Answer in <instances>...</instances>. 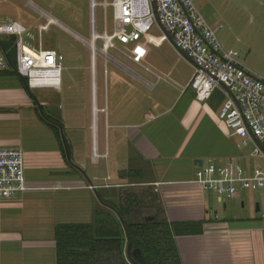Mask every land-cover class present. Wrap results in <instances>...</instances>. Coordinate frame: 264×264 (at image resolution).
Returning a JSON list of instances; mask_svg holds the SVG:
<instances>
[{"label":"crops","instance_id":"obj_1","mask_svg":"<svg viewBox=\"0 0 264 264\" xmlns=\"http://www.w3.org/2000/svg\"><path fill=\"white\" fill-rule=\"evenodd\" d=\"M109 50L102 49V75L97 59L94 70L90 65V98L69 114L51 96L56 88L30 89L32 99L20 77L0 74V147L23 151L28 186L24 193L0 198V264H56L55 225L91 222L102 208L97 190L112 187L119 190L118 199L137 196L136 220L152 216L157 202L168 222H203L202 233L175 237L181 264H264V213L236 215L234 205L245 204L240 192L220 203L217 194L194 181L200 166L239 154L241 140L217 117L221 93L198 101L189 87V65L186 79H179L177 67L165 68L149 52L141 64L121 56L139 68L135 73ZM161 72L173 77L170 85H161ZM110 73L116 78L112 83ZM41 109L52 118L60 112L70 147L67 160ZM128 169L136 172L134 179H120L119 171Z\"/></svg>","mask_w":264,"mask_h":264},{"label":"built area","instance_id":"obj_2","mask_svg":"<svg viewBox=\"0 0 264 264\" xmlns=\"http://www.w3.org/2000/svg\"><path fill=\"white\" fill-rule=\"evenodd\" d=\"M112 7V31L106 24L97 33L96 0H89V30L87 41L90 65L96 66L97 41L101 49H116L131 61L141 64L144 56L134 57L119 47L145 38L155 27L177 55L192 69L189 87L198 101H206L214 91L223 96L218 119L228 134L237 136L241 145L251 143L253 156L264 158V75L245 68L231 53L225 51L194 0H112L100 5ZM49 23V22H48ZM39 28V34L42 29ZM15 36V67L25 78L29 89L52 87L58 89L64 56L57 50L37 46L26 41L27 27L10 20L0 24V71L9 67L2 43ZM148 70L147 67H144ZM203 190L211 191L222 203L240 190L258 191L264 195V170L245 167L231 157L226 165L210 162L195 171L194 180ZM25 158L20 148L0 147V198H9L27 191ZM264 217V214L262 215Z\"/></svg>","mask_w":264,"mask_h":264},{"label":"rangeland","instance_id":"obj_3","mask_svg":"<svg viewBox=\"0 0 264 264\" xmlns=\"http://www.w3.org/2000/svg\"><path fill=\"white\" fill-rule=\"evenodd\" d=\"M96 1L99 5L95 7V30L97 33H101L104 30V24H106V32L109 33L112 31L113 25L112 7L109 4L105 7L100 4L103 1L110 3L112 0ZM194 2L208 24L215 30V35L222 48L236 57L250 72L264 75V0H194ZM47 16L55 18L67 29L75 32L80 39H76L75 34H72L69 29L65 30L56 24L48 23ZM10 20L18 21L27 27L30 36L26 37V41L31 45L37 46L41 42L44 48L57 50L64 56L60 86L56 90L57 93L53 92L51 96L58 98V102L66 114H69L75 106L82 109L91 95L90 50L87 46V41L91 38L89 0H0V24ZM42 27L46 28L42 29L39 34V28ZM46 38H53V42L49 44L45 40ZM96 44L95 56L98 63V73L102 75V47L100 41H97ZM119 48L136 58L145 57L149 52V58L160 61L165 68L168 66L177 67L176 74L179 79H186L190 70L188 64L179 58L162 33L155 27L149 31L145 38ZM108 54L133 72H139V68L124 59L125 57L120 52L110 49ZM140 60L143 61V58ZM158 71L160 72V70ZM113 74L115 73L113 72ZM113 74L110 73L111 83L116 81ZM160 74L164 83L161 85H170V80L173 77H167L162 72ZM97 83L98 100L102 102V76H98ZM35 91L34 88L32 92L35 93ZM60 116V112H56L53 118L58 119ZM237 150H239V154L235 158L242 166L260 167L264 170V158L252 155L251 143L241 145L237 147ZM211 162L215 165L228 163L227 160H211ZM99 174H102V177L105 176L104 170L100 169ZM128 189L130 190V188ZM99 191L103 198L115 203L120 202L117 194L119 190L116 188H106ZM239 192V199L241 198L245 204L243 208L239 202L234 205L236 215L250 216L256 213L258 215L264 213V195L248 189ZM255 203L259 204V212L255 211ZM212 205L218 212L217 215L223 214L224 211L219 202L213 201Z\"/></svg>","mask_w":264,"mask_h":264},{"label":"trees","instance_id":"obj_4","mask_svg":"<svg viewBox=\"0 0 264 264\" xmlns=\"http://www.w3.org/2000/svg\"><path fill=\"white\" fill-rule=\"evenodd\" d=\"M15 36H9L2 43L8 58L9 67L0 74L20 77L15 67ZM50 44L53 38L45 39ZM54 44V43H52ZM98 68V63H97ZM27 94L33 95L25 78L20 77ZM42 111V119L58 137L60 150L67 160L60 131L63 124ZM66 151L70 158L69 143L64 135ZM120 179L133 180L136 172L132 169L121 170ZM97 190L101 205L94 213L91 222L58 223L54 227L56 264H130L125 255L127 239L131 249L138 248L147 264H181L175 243L178 235L202 233V221L168 222L159 203L150 220L142 216L136 220L134 210L139 207V199L134 194H123L120 202L115 203L102 197ZM156 201V197H154Z\"/></svg>","mask_w":264,"mask_h":264},{"label":"water","instance_id":"obj_5","mask_svg":"<svg viewBox=\"0 0 264 264\" xmlns=\"http://www.w3.org/2000/svg\"><path fill=\"white\" fill-rule=\"evenodd\" d=\"M60 135H61V139H62L64 148H65L66 156L67 158H69L68 153L66 151L63 131L61 128H60ZM96 195H97V198L100 199L98 194ZM151 218L152 216L146 217V220H149ZM125 255L130 264H147L138 248L131 249L130 242L128 239H127L126 248H125Z\"/></svg>","mask_w":264,"mask_h":264},{"label":"bare ground","instance_id":"obj_6","mask_svg":"<svg viewBox=\"0 0 264 264\" xmlns=\"http://www.w3.org/2000/svg\"><path fill=\"white\" fill-rule=\"evenodd\" d=\"M41 13H43V11H40ZM48 22L49 23H53V24H58V21L55 19V18H53L52 16H50V17H48ZM59 25V27H63L65 30H68L67 28H65L63 25H60V24H58ZM62 28V29H63ZM102 50V49H101ZM95 51H96V49H95Z\"/></svg>","mask_w":264,"mask_h":264}]
</instances>
